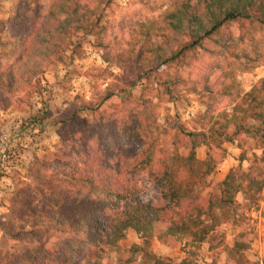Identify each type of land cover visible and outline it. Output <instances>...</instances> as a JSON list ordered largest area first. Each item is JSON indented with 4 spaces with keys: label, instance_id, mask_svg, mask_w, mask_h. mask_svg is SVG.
Returning a JSON list of instances; mask_svg holds the SVG:
<instances>
[{
    "label": "trees",
    "instance_id": "trees-1",
    "mask_svg": "<svg viewBox=\"0 0 264 264\" xmlns=\"http://www.w3.org/2000/svg\"><path fill=\"white\" fill-rule=\"evenodd\" d=\"M111 2L49 0L41 14L40 0H17L0 24V110L28 103L78 31L94 36L108 65L128 64L131 74L154 77L159 100L190 90L204 110L192 128L168 123L167 151L158 131L160 113L149 97L128 103L108 87L60 112L53 122L57 146L31 166V175L46 183L43 204L34 210L43 218L33 221L40 234L1 252L0 264H190L202 242L211 237L210 247L220 244L221 225L240 206L238 194L244 208L264 198V77L247 91L236 79L239 71L264 65V0H181L163 13L157 31L147 28L137 40L121 29L118 39L110 38L102 16ZM235 141L241 148L238 167L219 182H206L224 155L222 145ZM200 146L208 149L204 159L197 157ZM248 154L250 164L242 170ZM138 170L159 188L157 201L138 199L131 177ZM207 183L210 190L201 194L198 187ZM128 230L140 245L116 261L102 254L101 246L118 247ZM152 237L185 240V257L176 262L156 255L149 249ZM248 246L238 233L225 264H249ZM138 251L143 261L135 257Z\"/></svg>",
    "mask_w": 264,
    "mask_h": 264
},
{
    "label": "rangeland",
    "instance_id": "rangeland-1",
    "mask_svg": "<svg viewBox=\"0 0 264 264\" xmlns=\"http://www.w3.org/2000/svg\"><path fill=\"white\" fill-rule=\"evenodd\" d=\"M16 1L0 0V24L8 18ZM180 1L112 0L103 12L102 23L107 27L106 32L110 34V38L114 40L118 39L123 30H129L130 39L137 40V36L140 34L142 36L147 28L157 31L162 24L163 13ZM40 2L42 14L46 11L49 0ZM2 37L3 33H0V40ZM68 40L70 47L62 61L49 67L43 74L40 89L31 93L28 103L18 109L0 110V117L1 114L5 115L2 124L7 123L6 130L1 132L0 120V254L30 244L35 236L40 234L33 221L43 218L34 210H39L43 204V197L47 192L46 183L42 180L44 177L33 173L31 175V166L35 158L54 150L57 146L59 136L53 122L60 112L70 109L73 104H80V98L90 101L99 90L108 87L120 94L128 103H134L139 96L149 97L160 113L158 131L162 147L167 151L170 148L166 134L168 123L177 120L192 128L197 114L204 110L197 93L190 90L182 89L171 101L159 100L161 86L154 77L131 74L128 71V64H122V67L108 65L103 59V48L96 45L92 34L78 31ZM2 51L0 44V52ZM132 64L137 66L138 62ZM169 73L171 72L167 70L165 75L168 76ZM263 77L264 65H261L249 72L239 71L236 79L242 91H247ZM127 78L131 80L127 81ZM261 133L264 134V128L261 129ZM222 146L225 150L224 155L219 159L216 171L207 177L206 182H219L230 169L238 167L241 148L237 142H227ZM207 151L205 146H200L197 149V157L204 159ZM255 152L259 154L260 150L257 149ZM247 156L248 158L240 163L242 170H246L250 164L251 154ZM131 177L140 189L139 200L157 201L159 188L146 172L138 170ZM209 190L208 183L198 187L201 194H206ZM237 200L240 204L236 209L237 214L229 223L220 227V244L210 247L211 237L208 238L190 258V264H225L227 249L232 246L238 233H244L249 241L245 252L249 264H262L264 198L250 208H244L245 201L241 194L237 195ZM140 243L138 235L128 230L118 247L101 246L100 251L116 261L118 254ZM185 248L183 239L168 242L152 237L149 244V249L153 253L170 257L176 262L185 257ZM141 254L140 251L135 253L139 261L144 260Z\"/></svg>",
    "mask_w": 264,
    "mask_h": 264
},
{
    "label": "crops",
    "instance_id": "crops-1",
    "mask_svg": "<svg viewBox=\"0 0 264 264\" xmlns=\"http://www.w3.org/2000/svg\"><path fill=\"white\" fill-rule=\"evenodd\" d=\"M3 117H5V115L1 114V117H0V120H1V132L2 131L4 132L6 130V124H7V123L2 124V119H4Z\"/></svg>",
    "mask_w": 264,
    "mask_h": 264
}]
</instances>
